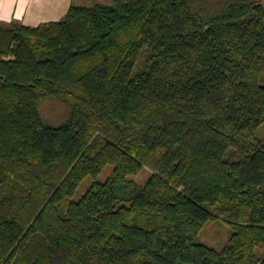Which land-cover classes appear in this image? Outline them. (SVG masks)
I'll return each mask as SVG.
<instances>
[{"label": "trees", "instance_id": "obj_1", "mask_svg": "<svg viewBox=\"0 0 264 264\" xmlns=\"http://www.w3.org/2000/svg\"><path fill=\"white\" fill-rule=\"evenodd\" d=\"M216 220L219 250L198 240ZM0 264H264V0L1 26Z\"/></svg>", "mask_w": 264, "mask_h": 264}, {"label": "crops", "instance_id": "obj_2", "mask_svg": "<svg viewBox=\"0 0 264 264\" xmlns=\"http://www.w3.org/2000/svg\"><path fill=\"white\" fill-rule=\"evenodd\" d=\"M74 2L75 5H84L83 0H0V27L12 22L36 27L58 21Z\"/></svg>", "mask_w": 264, "mask_h": 264}, {"label": "rangeland", "instance_id": "obj_3", "mask_svg": "<svg viewBox=\"0 0 264 264\" xmlns=\"http://www.w3.org/2000/svg\"><path fill=\"white\" fill-rule=\"evenodd\" d=\"M85 6H89L93 3H87L89 0H83ZM102 1L105 4H109L110 0H97ZM74 4H76L74 2ZM43 24V23H42ZM41 115L44 119L50 122L52 125H58L67 119V110L64 106L46 101L41 105L40 108ZM113 167L107 166L104 172L98 177V181L104 182L112 173ZM149 176V172L147 170L142 171L138 176H136V180L139 182H144ZM91 183L90 179H86L84 181V185L78 190L77 194L74 196V199H79L85 192L86 188ZM229 227L223 221H210L208 222L202 229V231L198 235V240L200 243L206 245L207 247L214 248L219 250L221 245H223L228 237ZM262 252L261 249H257V253L260 255Z\"/></svg>", "mask_w": 264, "mask_h": 264}]
</instances>
